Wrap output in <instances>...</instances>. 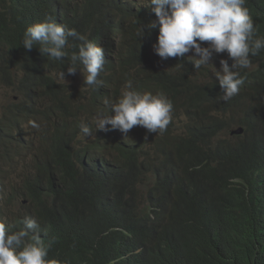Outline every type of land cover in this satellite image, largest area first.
I'll return each instance as SVG.
<instances>
[{
	"label": "clouds",
	"instance_id": "1",
	"mask_svg": "<svg viewBox=\"0 0 264 264\" xmlns=\"http://www.w3.org/2000/svg\"><path fill=\"white\" fill-rule=\"evenodd\" d=\"M29 2L41 17L21 45L38 72L14 67L10 83L0 80V88L17 93L0 103V133L13 143L0 159V264H158L160 208L174 194L156 166L165 153L174 158L179 140L194 148L199 121L217 130L197 142L203 150L223 153L218 161L247 153L254 163L249 185L229 179L241 188L235 203L264 205V0H91L90 9L86 0ZM77 74L89 101L77 103L65 84ZM24 76L34 91L51 79L62 110L47 97L34 100L41 112L26 108L24 115ZM200 111L206 117L193 115ZM20 120L33 121L36 131L22 132ZM59 124L68 126L79 158L76 174L56 166L49 180L37 177L40 144ZM28 148L30 166L13 179L5 163ZM184 161L178 186L204 204L195 234L209 249L234 231L220 230V216L209 212L212 186L194 185L196 166ZM237 164L243 173L244 161ZM5 193L14 208L3 217ZM239 206L246 235L255 205ZM171 230L178 244L184 230ZM94 252L105 263L92 259Z\"/></svg>",
	"mask_w": 264,
	"mask_h": 264
},
{
	"label": "trees",
	"instance_id": "2",
	"mask_svg": "<svg viewBox=\"0 0 264 264\" xmlns=\"http://www.w3.org/2000/svg\"><path fill=\"white\" fill-rule=\"evenodd\" d=\"M91 3V0H86L85 7L90 9ZM83 16L91 19L92 12L84 11ZM40 17V12L29 0H0V80L4 83L12 81L14 67L28 70L31 75L38 72V68L26 53L21 41L26 28L37 22ZM21 87L27 97V101L23 104L24 115L27 114L26 108L41 112L38 108L40 105L33 106L34 100L47 97L58 105V110H62L65 101L51 79L41 81L39 89L34 91L28 77L24 76L21 79ZM105 100L109 101L108 95L104 97V102ZM104 102L101 109L106 106ZM200 114L206 117L205 111L196 112L193 115ZM72 118L75 119L76 115L73 114ZM195 127L199 136L194 148L189 143L179 140L174 147L180 151L174 152V158L170 159V154L165 153L164 160L156 166L158 174L163 173L166 178V188L174 194L168 196L160 208L159 216L165 225L159 229L156 236V242L162 250L158 264H264V205L259 206L253 199L245 198L239 203L255 205V225L248 226V233L243 235L241 226L244 222H241L240 206L235 203L241 194V188L229 182L230 178L238 177L241 185L243 180L249 185L252 179L253 161L247 153L242 152H236V157L232 160L225 158L218 161L220 157H223V153L212 149L205 151L197 144L202 139L210 141L217 130L211 124L200 121L195 124ZM66 132H68V126L59 124L52 126L51 134L43 137L40 144L42 157L37 160V177L49 180L50 171H54L56 166L68 167L76 174L79 158L71 146L70 134ZM50 135H53L49 144L51 146L48 145ZM18 141L23 140L19 137ZM11 142V134L0 133V159L7 154V151L9 154L13 144ZM115 146L119 147L120 143ZM50 147L52 153L49 151ZM54 147L57 149L56 153ZM158 148L160 155H163L160 144ZM184 158L192 159L193 161L186 163L196 166L193 172V178L196 181L194 185L206 182L212 186L214 201L209 212L220 216L218 219L220 230L234 231L228 241H213L209 249L202 248L204 239L195 234L199 228V216L204 211V204L194 203L192 198L187 196L188 190L178 186ZM242 160L245 163L243 173L240 172L237 164ZM224 162L225 167H223ZM176 228L184 230L180 234L178 244L171 230ZM90 255L95 261L105 263L103 253L94 252Z\"/></svg>",
	"mask_w": 264,
	"mask_h": 264
},
{
	"label": "rangeland",
	"instance_id": "3",
	"mask_svg": "<svg viewBox=\"0 0 264 264\" xmlns=\"http://www.w3.org/2000/svg\"><path fill=\"white\" fill-rule=\"evenodd\" d=\"M66 85L70 87L71 92L74 95V98L76 99L77 103H82L89 101V89L84 86L83 83V76L82 75H74L65 78ZM17 97V93L11 89L8 88H0V103L5 101L6 99H15ZM19 122V121H18ZM22 125L20 126V129L22 132L27 133L30 130L36 131L34 127H32L33 121H25L20 120ZM36 122L39 126L40 123L38 121ZM33 139L35 137V134L32 135ZM31 156L30 149H24L18 151V153L13 157V159L9 163H5L4 166L5 169L11 171L13 179H16L22 175V170L26 167L30 166L29 158ZM6 199L2 206L1 214L3 217H5V214L12 212L14 208V204L8 203V196L7 193H5Z\"/></svg>",
	"mask_w": 264,
	"mask_h": 264
}]
</instances>
